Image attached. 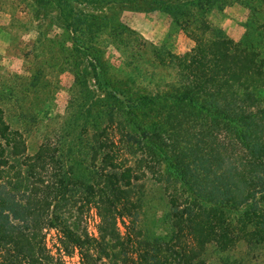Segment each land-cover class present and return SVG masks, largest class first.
Masks as SVG:
<instances>
[{
  "label": "trees",
  "instance_id": "16d2710c",
  "mask_svg": "<svg viewBox=\"0 0 264 264\" xmlns=\"http://www.w3.org/2000/svg\"><path fill=\"white\" fill-rule=\"evenodd\" d=\"M248 2L259 21L244 36L255 42L215 23L224 0L138 3L168 13L194 49L163 84L138 90L120 71L126 117L103 129L55 132L33 154L21 134V151L12 140L18 166L0 165V264H67L72 251L82 264H197L208 244H264V0ZM147 178L169 198L168 236L139 225Z\"/></svg>",
  "mask_w": 264,
  "mask_h": 264
},
{
  "label": "rangeland",
  "instance_id": "374dc122",
  "mask_svg": "<svg viewBox=\"0 0 264 264\" xmlns=\"http://www.w3.org/2000/svg\"><path fill=\"white\" fill-rule=\"evenodd\" d=\"M142 1L0 0V143L9 161L1 166H18L12 140L19 134L33 154L55 132L81 135L82 129H103L108 117H126L124 82L132 79L139 90L172 79L176 61L194 49L195 41L160 8L139 7ZM248 1L224 0L223 13L213 14L235 41L256 40L244 36L259 21ZM120 71L124 82L115 80ZM145 182L139 225L150 234L168 236L169 198L160 183ZM97 223L90 221L95 233ZM46 240L56 244V230L47 232ZM250 244L242 239L221 251L208 244L197 264H264V244ZM70 255L67 264H82L77 252Z\"/></svg>",
  "mask_w": 264,
  "mask_h": 264
}]
</instances>
